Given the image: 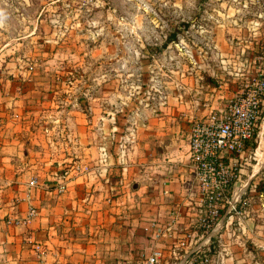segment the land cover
<instances>
[{
  "label": "rangeland",
  "instance_id": "374dc122",
  "mask_svg": "<svg viewBox=\"0 0 264 264\" xmlns=\"http://www.w3.org/2000/svg\"><path fill=\"white\" fill-rule=\"evenodd\" d=\"M172 33L176 40L167 42ZM220 37L234 60L223 61ZM172 89L176 128L196 143L190 192L197 203L189 206L192 215L170 219L173 236L160 241L167 253L160 250L155 264L182 260L227 211L264 213V168L234 205L229 191L213 185L209 166L199 173L212 150L201 140L213 141L220 129L238 138L232 152L217 157L229 177L237 172L241 182L247 176L241 169L264 160V0H0V128L31 134L52 162L48 168L75 165L73 134L93 127L113 139L126 134L132 116ZM255 128L259 152L243 141ZM216 195L220 200L211 199ZM215 245L212 239L210 252ZM201 257L195 253L193 264Z\"/></svg>",
  "mask_w": 264,
  "mask_h": 264
},
{
  "label": "crops",
  "instance_id": "0c3cea01",
  "mask_svg": "<svg viewBox=\"0 0 264 264\" xmlns=\"http://www.w3.org/2000/svg\"><path fill=\"white\" fill-rule=\"evenodd\" d=\"M220 43L227 45L223 61L234 60L226 40ZM164 97L141 108L128 120L129 131L114 139L94 127L73 134L78 170L48 168L52 162L31 134L0 128V264H133L140 254L167 253L160 241L173 236L171 220L191 214L197 202L190 192L195 168L189 136L176 128L174 89ZM258 164L241 169L247 176L236 182L229 205L252 191L264 160ZM198 242L176 264H193L197 252L209 264H264V213L227 211Z\"/></svg>",
  "mask_w": 264,
  "mask_h": 264
},
{
  "label": "built area",
  "instance_id": "2783aa9c",
  "mask_svg": "<svg viewBox=\"0 0 264 264\" xmlns=\"http://www.w3.org/2000/svg\"><path fill=\"white\" fill-rule=\"evenodd\" d=\"M256 115V114H255ZM252 117H254V114H252ZM245 118V117H244ZM246 119L251 120V116L250 114L248 116H246ZM226 121L227 120V116L226 118L224 119ZM250 123H253L252 121H250ZM221 131H227L226 129H220V131L218 132V134H214V138H213V141L212 140H205V139H202L201 141L202 142H211V147H212V150L210 152V154H207L206 157H208V155H210V158H209V165H206V162H202L200 161L199 162V173L200 172H205L207 171V166H209L210 168V173H212L213 175H215V182H212L213 185L215 186V188L219 191V192H223L224 193V190H227L228 188V184L230 182V180L234 179V174L235 176L237 177L238 174L237 172L235 173L233 171V173H231V177L228 176V170L225 171L224 170V167L222 166L221 162H219L218 158H221V157H224L223 154H219V153H222L223 150H229V151H233V149L236 147V143L238 141V138H237V135L235 134H224L222 133ZM250 135L249 134H246L244 135L243 137V141L245 139H248ZM196 141V139H195ZM196 143H194L193 141L190 142V149H191V152H192V158L193 160H195L197 158L196 156ZM214 148L216 149V151L214 152ZM218 157V158H217ZM227 157V156H226ZM75 170H78L80 168L79 165H74L73 167ZM200 178H204L203 176H201ZM219 198L217 195L216 196H213V198L211 199H214V198ZM215 198V200H217ZM220 200V198H219ZM214 228V227H213ZM212 228V229H213ZM211 229V230H212ZM162 252L159 251V250H156L154 251L152 254H150L148 256V258L146 259V261L143 263V264H155L157 262H159V259H160V256H161ZM209 258L207 256H203L201 257V262L198 263V264H209Z\"/></svg>",
  "mask_w": 264,
  "mask_h": 264
},
{
  "label": "trees",
  "instance_id": "16d2710c",
  "mask_svg": "<svg viewBox=\"0 0 264 264\" xmlns=\"http://www.w3.org/2000/svg\"><path fill=\"white\" fill-rule=\"evenodd\" d=\"M174 40H176V33H172L169 36L167 42H171ZM165 45H167V43H165ZM257 138H258V128H255L253 133H252V138L244 140L246 147H251L253 149H256L258 146V143H257L258 140H256ZM236 182H237V179H232V180H230V182L228 184L227 191H229L228 192L229 197H232V195H233V186L235 185ZM225 209L226 208H223L222 210H219V212L223 213V212H225Z\"/></svg>",
  "mask_w": 264,
  "mask_h": 264
}]
</instances>
